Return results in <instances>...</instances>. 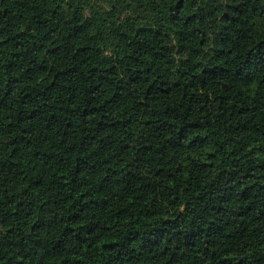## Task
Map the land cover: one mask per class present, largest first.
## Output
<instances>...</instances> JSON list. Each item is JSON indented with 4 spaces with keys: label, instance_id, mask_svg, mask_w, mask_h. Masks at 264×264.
<instances>
[{
    "label": "trees",
    "instance_id": "1",
    "mask_svg": "<svg viewBox=\"0 0 264 264\" xmlns=\"http://www.w3.org/2000/svg\"><path fill=\"white\" fill-rule=\"evenodd\" d=\"M0 264H264V0H0Z\"/></svg>",
    "mask_w": 264,
    "mask_h": 264
}]
</instances>
